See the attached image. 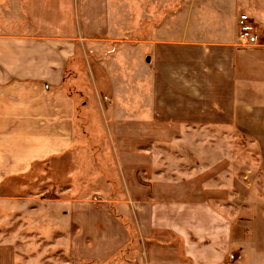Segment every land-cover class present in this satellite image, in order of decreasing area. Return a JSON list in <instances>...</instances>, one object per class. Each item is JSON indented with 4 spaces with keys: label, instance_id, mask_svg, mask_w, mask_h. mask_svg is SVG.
<instances>
[{
    "label": "crops",
    "instance_id": "1",
    "mask_svg": "<svg viewBox=\"0 0 264 264\" xmlns=\"http://www.w3.org/2000/svg\"><path fill=\"white\" fill-rule=\"evenodd\" d=\"M9 261L264 264V0H0Z\"/></svg>",
    "mask_w": 264,
    "mask_h": 264
},
{
    "label": "rangeland",
    "instance_id": "2",
    "mask_svg": "<svg viewBox=\"0 0 264 264\" xmlns=\"http://www.w3.org/2000/svg\"><path fill=\"white\" fill-rule=\"evenodd\" d=\"M201 152V151H200ZM182 153L186 156V158H191V155H190V151L188 150H183ZM207 153V152H206ZM199 157V171L200 172V176L203 175V177L205 176L204 180H207L208 178H213L212 176V173L213 172H210V176L209 177H206L207 173H208V169H210V166L207 164V159H206V154L204 153L202 155V158L200 157V155L198 156ZM236 169L238 170V166L236 167ZM213 170L215 171L214 172V176L216 177V182L214 181H200V187L204 190H207L209 187L207 186L209 184L210 186V189H220L219 186H221L224 181L227 183L229 181L226 180V178H224V174H223V168L222 167H219V166H214L213 167ZM237 175V174H236ZM211 184H214L213 186L214 187H211ZM230 184H231V188L234 190H237L236 187L233 186L234 182H231L230 181ZM218 200H221V197L217 198ZM228 199H231L233 200V198H227L225 199L227 202H228ZM234 200H237L236 198H234ZM9 264L12 263V261H9L8 262Z\"/></svg>",
    "mask_w": 264,
    "mask_h": 264
},
{
    "label": "built area",
    "instance_id": "3",
    "mask_svg": "<svg viewBox=\"0 0 264 264\" xmlns=\"http://www.w3.org/2000/svg\"><path fill=\"white\" fill-rule=\"evenodd\" d=\"M260 42V34L257 26L247 13H241L238 17V43L242 47H250Z\"/></svg>",
    "mask_w": 264,
    "mask_h": 264
}]
</instances>
